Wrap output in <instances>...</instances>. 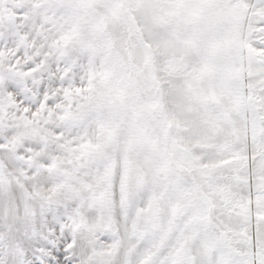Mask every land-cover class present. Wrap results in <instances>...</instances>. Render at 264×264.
I'll return each mask as SVG.
<instances>
[{
    "label": "snow or ice",
    "instance_id": "obj_1",
    "mask_svg": "<svg viewBox=\"0 0 264 264\" xmlns=\"http://www.w3.org/2000/svg\"><path fill=\"white\" fill-rule=\"evenodd\" d=\"M0 264H264V0H0Z\"/></svg>",
    "mask_w": 264,
    "mask_h": 264
}]
</instances>
